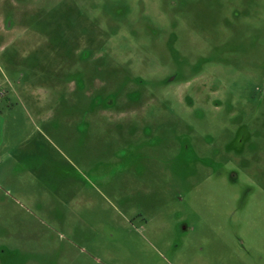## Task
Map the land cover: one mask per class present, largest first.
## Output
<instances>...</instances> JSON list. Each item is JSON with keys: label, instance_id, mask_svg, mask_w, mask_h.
Segmentation results:
<instances>
[{"label": "rangeland", "instance_id": "rangeland-1", "mask_svg": "<svg viewBox=\"0 0 264 264\" xmlns=\"http://www.w3.org/2000/svg\"><path fill=\"white\" fill-rule=\"evenodd\" d=\"M0 264H264V0H0Z\"/></svg>", "mask_w": 264, "mask_h": 264}, {"label": "flooded vegetation", "instance_id": "flooded-vegetation-1", "mask_svg": "<svg viewBox=\"0 0 264 264\" xmlns=\"http://www.w3.org/2000/svg\"><path fill=\"white\" fill-rule=\"evenodd\" d=\"M242 143H243V141L242 140H240V142H239V145L241 146L242 145ZM181 231H182V229H180Z\"/></svg>", "mask_w": 264, "mask_h": 264}]
</instances>
